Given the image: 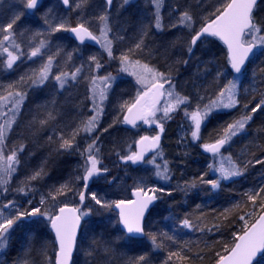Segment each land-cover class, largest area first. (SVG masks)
Segmentation results:
<instances>
[{
    "label": "trees",
    "instance_id": "obj_1",
    "mask_svg": "<svg viewBox=\"0 0 264 264\" xmlns=\"http://www.w3.org/2000/svg\"><path fill=\"white\" fill-rule=\"evenodd\" d=\"M171 1L179 11L184 10L192 14L196 31L200 29L204 19L225 2V0ZM78 3L80 0H71L69 11L64 10L60 4H56V7L47 12L45 10L47 3H45L33 16H28L22 0H0V26H6L17 15L21 16L12 31L15 33L16 41L27 54L30 46L48 35L49 28L45 19L49 22L63 19L70 26H75L84 19L90 21L89 27L92 29V21L96 22V17L105 10V4L102 0H87L80 8H77ZM128 12L124 10L115 17L114 5L109 14L113 22V31L125 37L123 42L116 43L115 55H120V51L126 49L134 41L141 28H147L148 36L145 42L148 49L143 56L138 58L149 63L150 66H161L172 71L178 78L177 86L185 82L184 85L187 88L191 87V91L196 97L214 95L224 78H232L226 57L223 55L219 57L220 52L216 49L209 56H201L200 59V64L201 66L204 64V73L208 78L202 72H197L199 78L194 76L197 69L195 67L188 69L191 67L189 65L192 58H189L190 53L187 51L193 31L187 33V30L181 29L177 24L178 19L172 18L170 22L167 20L164 31L158 32L152 27L154 22L150 17L139 15L134 11ZM254 14L258 20L264 21V0ZM85 16H90V19H86ZM173 24H177V26L172 27ZM37 33L42 35L37 36ZM218 45L222 47L221 44L218 43ZM57 48L61 49V52L56 57L53 67L67 71L68 64H76L80 61L79 50L81 48L69 39L68 32L62 31L52 35L49 48L44 51L47 54L55 53ZM68 53L72 54L71 60L67 57ZM25 58L27 57L25 56ZM46 58L47 55L43 59ZM31 60L30 64L23 60V67L18 70L19 72L11 74L0 72V85L17 81L25 73L38 68L40 60L37 58ZM183 61H187V63ZM218 70L223 71L225 75L216 81L215 74ZM240 80L237 96L239 104L236 110L231 114H217L209 119L206 128L208 131L211 130L210 139L212 140L227 126V121L230 118L226 120L225 117L230 116L232 121L239 119L245 112H251V109L261 99H264V50L254 55ZM83 85L86 86L81 83L69 91L62 92L52 80L43 87L28 89L19 124L6 142V149H12L21 144L24 147L23 151L19 152L20 163L11 179V188L8 187L7 193L0 190V201L1 199L16 200L22 204V202L32 200V206H39V200L43 193L47 195L65 183H69L72 188V191L67 194H75L77 184L75 185L74 169L78 157L75 153L63 149L58 150V144L60 134L63 133L67 137L72 129L84 121L87 114L89 101L87 90L82 89ZM132 88L130 83H122L116 87L110 97L109 108L103 114L101 129L98 131L102 132V140L105 136L110 135L104 143L100 158L106 156L105 152L109 145L110 154H112L109 167L114 171L121 168L119 156L122 146L126 145V137H129L133 131L123 128L122 117L125 112L121 111L120 114L114 115V111L110 107L115 98L119 96L126 98L125 101H130ZM244 105H248V108L245 109ZM46 108L53 110L56 118L48 125L41 127L38 121L44 118ZM252 116L253 119L229 149L233 162L243 170V175L236 176L227 182L220 180L218 188H213L211 184L207 183L209 180L219 178L213 176L214 170L208 168V165L211 164L209 160L213 156L205 154L202 150V144L205 141L203 138L194 145L190 144L184 152L176 145V137L173 136L170 143H168L167 136V140H163L162 148L168 147L171 152V157L166 160L169 181L163 186L164 191L157 194L158 203L149 215L145 229L146 233L158 236L163 232L174 235L176 243L164 240L165 247L156 249L146 236L144 240H134L129 244L126 240L127 237L119 228L112 209L109 208L110 211L108 209L111 214L104 215L103 213L97 214V208H95L90 214V224L84 226L79 238L73 264H127L130 259L142 254L148 256L149 264H164L169 252H180V255L186 259L173 257L167 261V264H216L217 253L226 254L224 249L233 245L234 234H242L244 221H241L239 217L243 215L248 223H252L258 215L262 214L259 200L253 206L245 195V193L264 186V111L258 109L252 113ZM105 129L107 131H104ZM49 137L52 139L49 140ZM81 139L82 132L76 137L75 144ZM41 167L44 169L45 175L41 179L31 181L30 187L33 191H30L27 196L15 191L33 172ZM132 170L134 171L133 168ZM24 206L27 207V204ZM226 209L230 211L225 213ZM246 213H252L251 218ZM185 218L198 227H205V231H198L196 228H183L182 221ZM213 225H219L218 230L213 228ZM48 228V223L41 224L37 219L16 225L2 264H22L28 249H31L28 258L33 264H54L55 244ZM209 228L212 230L208 231ZM94 241L98 243H94ZM182 245L187 246L182 248ZM104 246L110 249L107 261L101 251ZM90 248L97 249L93 256L86 255ZM41 250L46 251V257L40 254ZM258 262L264 264V258Z\"/></svg>",
    "mask_w": 264,
    "mask_h": 264
},
{
    "label": "snow or ice",
    "instance_id": "obj_2",
    "mask_svg": "<svg viewBox=\"0 0 264 264\" xmlns=\"http://www.w3.org/2000/svg\"><path fill=\"white\" fill-rule=\"evenodd\" d=\"M22 2L23 7L28 11H34L39 6H42L40 0H26V2L22 0ZM86 2L87 0H80V3L76 7L80 8ZM129 2L130 0H123L124 4ZM62 3L68 6L69 0H62ZM112 3L113 0H105V10L96 17L98 35L90 29V21L88 20L82 19L75 26H70L63 19L55 22H49L45 19V23L48 24L49 28L48 35L30 46L26 54L29 60L41 58L39 67L31 70L29 73H25L17 81L8 83L7 85H0V190L3 193L9 191L7 186L12 175L17 170V165L20 163L19 152H22L24 147L22 144L18 147H13L6 155L5 146L8 135L16 124L20 108L27 97L28 89L43 86L49 77L52 76L53 64L56 57L60 55L61 49L57 48L55 53L50 54L45 53L44 50L49 48L50 37L62 31L73 34L75 39L81 44H84L86 40L95 42L107 53V57L110 60H119L121 72H127L129 75L135 77L136 83L140 85V88L137 90L133 101H125L121 105V111L125 112L122 122L133 127L137 126L138 121L149 126L155 125L159 128L160 132L153 136H141L135 142L137 150L129 154L120 155L119 158L124 163L131 162L132 164H138L146 162L155 164V159L145 160L146 153L159 149L160 133L164 130V122L171 119V114L179 109L181 105H187L189 98L175 92V85L172 84L170 74L162 72L155 66H150L149 63L138 58L143 56L148 49V45L145 42L148 36L147 28H141L134 41L126 49L121 50L119 56L113 54L114 43L123 42L125 37L123 35H113L110 37L113 28L110 24V16L107 9L111 7ZM152 3L155 6L153 14L154 24L152 27L157 31H162L164 25L160 10L163 0H152ZM257 6L258 0H225L220 7L216 8L214 12L204 19L198 31L194 28L195 20L192 14L188 11H182L178 17L177 24L193 31L187 48L188 53H192L194 46L201 37L206 35L218 37L227 46V60L231 72L235 74V77L242 75L246 62L254 55V49L264 50V21L258 20L254 14ZM20 18L21 16L17 15L6 26H0V57H4L2 63L5 70H12L14 65L25 56L21 45L15 40V33L12 31L16 21ZM177 24H173L172 27H176ZM40 35L42 34L37 33V36ZM45 55H47V58L42 59ZM67 57L71 60L72 54L68 53ZM88 60L91 62L88 66L90 72L99 71L103 67L97 55L89 56ZM183 62L187 63V61ZM84 67L85 65L81 64L74 71H60L53 78L63 88L69 80L75 81L83 72ZM224 75L223 71L218 70L215 74L216 81H219ZM235 77L228 79L217 92L216 98L210 100L203 108L198 104L196 109L190 113L185 109V116L189 117L192 122L191 136L193 139L199 138L203 120L214 109H233L239 104L237 99L238 79ZM86 79L89 81V91L91 93L89 98L92 101L93 115L87 120L81 121L76 128L72 129L67 137L61 133L58 150H73L76 137L81 132L90 135L96 130L99 119L104 111V102L108 99V93L112 87V83L115 81V77L111 73L103 76L90 75ZM165 85H168V87L165 88ZM244 108L247 109L248 105H244ZM258 109L264 111V99H261L251 109V112H245L239 119L228 123L223 129L222 135L214 143L203 145L204 150L212 153L214 157L220 156L221 148L228 144L233 137L245 130L246 126L253 119L252 113H255ZM158 113H161V115L158 116ZM55 118L54 111L46 108L44 118L39 119L38 123L43 127L55 120ZM104 131H107V129ZM51 139L52 137H49V140ZM98 139L99 137L92 139L91 143L80 152L81 156L84 157L83 174L78 175L76 180L83 182L84 189L88 188V182L94 177L99 176L102 172H107V168L101 166L100 149L97 145ZM75 150L80 151L78 146L75 147ZM225 159L229 161V166L227 167L224 163ZM257 162L260 163V161ZM208 168L220 174L219 179L207 181L213 188L219 187L220 180H228L232 177L243 175V170L235 162L231 161L230 156L227 158L221 156V161L218 165L209 164ZM44 175V169L41 167L39 170L33 172L23 182V185L16 188L15 191L27 196L30 191H33L30 187L31 181L41 179ZM155 175L163 180L169 179V169L166 161L163 166L156 165ZM69 191H72V188L69 183H65L60 185L59 188L50 191L46 196L41 195L39 206H32V200L27 201L30 207H25L16 200H8L7 203L0 206V250L7 247L10 232L18 222L29 217H42L47 221L54 233V264H71L73 251L77 245L78 229L81 227L82 219L90 214V210L82 211L80 207H69L67 204H64L58 208V211L53 213L45 207L49 200L55 202L59 196H64ZM162 191H164L162 188L145 190L144 187L138 186L132 193L133 197H135L133 200L110 202L96 193L91 194V199L100 207H114L119 210V223L123 225L128 234L126 238L127 243L131 244L139 235H146L154 248L160 249L165 247L164 240L176 243V237L169 235L167 232L160 233L159 236L153 233H146L143 221L149 205L158 198L155 193ZM150 192L153 194L150 195ZM262 194H264V186L245 193L248 201H251L253 206L259 200L262 214L258 215L252 223H248L243 215L239 217L241 221H244L242 234H234L233 245L224 249L226 254L221 255L217 253L218 259L216 264H253L258 253L262 254V258H264V195ZM84 200V191H80V203L83 204ZM228 211L230 210L226 209L225 213ZM246 215L251 218L252 213H246ZM226 218L227 216L225 215ZM182 227L186 229L196 228V230L202 232L205 231V227H198L187 218L182 221ZM212 227L218 230L219 225H213ZM207 230L211 231L212 229L209 228ZM94 243L98 242L94 241ZM186 246L182 245L181 247ZM30 251L31 249L26 251L22 264H33L28 258ZM101 251L104 254L105 261H107L110 249L104 246ZM96 252V248H90L86 255L93 256ZM40 254L45 257L47 255L44 250H41ZM173 257L186 259V257L180 255V252H169L164 264H167V261ZM127 264H149L148 256L146 254L139 255L130 259Z\"/></svg>",
    "mask_w": 264,
    "mask_h": 264
},
{
    "label": "rangeland",
    "instance_id": "obj_3",
    "mask_svg": "<svg viewBox=\"0 0 264 264\" xmlns=\"http://www.w3.org/2000/svg\"><path fill=\"white\" fill-rule=\"evenodd\" d=\"M58 3L59 2L57 0H48L47 5L45 6L46 12L48 10L56 7V4H58ZM114 5H115V10H116L115 17L124 10H126L127 12L128 11H134L135 13H137L139 15L150 17L154 22L153 14L155 12V6L153 5L152 0H130V2L127 4H124L123 0H116ZM182 11H184V10L179 11L177 8H175L173 6L171 0H163L162 7L160 10V14L162 17V23L164 25V28H165V25L167 23V20H169V22H170L171 21L170 19H172V18L178 19L179 15ZM89 17L90 16H85L86 19H90ZM38 19H40V18L38 17ZM92 22L93 23H92V29L91 30L95 31L96 34L98 35L99 32H98L97 21L96 22L92 21ZM112 23H113L112 19L110 18L111 26H112ZM180 27H181V29H184V31L187 30V33L191 31V29L185 28L183 26H180ZM164 28L162 31H158V32H163ZM113 35H119V34L115 33L113 31L112 33H110V37ZM15 40H17V39H15ZM215 41L216 40H213V39L204 40L199 45H197V48H195V50L190 54L189 58H192V59L190 60L191 64L189 66H191V67H189L188 69H190L192 67H195L197 69L194 73V76H197L199 78L197 72H202L208 78V76L204 73V71H205V69L203 68L204 64H202V66L200 64V59H201V56H203V57L209 56L211 54V52L212 53L214 52V49H216L217 51L220 52L219 57L221 55H223L227 59L226 51L224 50V48H222L218 45V43H219L218 41L217 42H215ZM115 46H116V43H114V45H113V54L114 55H115V53H114L115 52V50H114ZM80 48H81V50H79V57H80L79 60L80 61L76 62V64L75 63L68 64L67 65V72L74 71L76 67L80 66L81 64H84L85 67H84V70L81 73V75L75 81L69 80L64 85V87L61 88L59 86V84L54 80L53 77L56 74H58L60 71H62V68L53 67L52 76L49 77V79L45 82V84L43 86H45L48 82L53 80L56 83L57 87L62 92H66V91H69L70 89H72L74 86H77L78 84H81V83L86 84V86L83 85L82 89L85 88V90H87L89 107L87 110V114L84 118V121L87 120L91 115H93L92 101L89 98L91 95V93L89 91V81H88V79H86V77H88L90 75L103 76L107 73H111L115 77V81L112 83V87L108 93V99L104 102V105H103V108H104L103 114H104L105 110L107 108H109L108 105H109L110 97L113 94V92L116 90V87L119 84L130 83L133 86V88H132V96H130L129 102H131L135 99L136 92L140 88V85H138L136 83L135 77L129 75L127 72H121L120 71L119 60H110L107 57V53L104 52V50L102 48H100V46H98V48H93V49L92 48L86 49L84 47H80ZM21 49L25 53L22 46H21ZM261 51H262V49H256L255 54L260 53ZM91 55H97L98 58L100 59V62L103 64V67L99 71H94V72L89 71L88 66L91 62L88 60V57ZM25 56H26V53H25ZM25 56H23L21 58V60L18 61L16 65H14L12 70H5L4 69V66L2 63L4 57H0V72L11 74V73L18 71L21 67H23V65H22L23 60L27 64H30L32 62V60L25 58ZM115 56H119V55H115ZM37 59H39L40 63H41V58H37ZM227 62H228V60H227ZM40 63H39V65H40ZM77 63H78V65H77ZM155 67L162 72L170 74L172 84L175 85V92L176 93H179L181 96H187L189 98V103L187 105H181L179 109H177L174 113L171 114V119H168L164 122V130L162 133H160L161 138L165 141L168 138L169 139L168 143H170L173 140L172 137L173 136L176 137V139H177L176 145L179 146L180 150L183 152L187 150V148L189 147L190 144L194 145L196 142L200 141L201 138H203V140H205V141L202 144V150L204 151V148H203L204 144L214 143L215 140L218 139L223 133V130H221L222 132L219 133L215 139H213V140L210 139L211 130L208 131V129L206 128V126L209 122V119L212 116L217 115V114L218 115L219 114H223V115L224 114H226V115L231 114L233 111L236 110L237 106L233 109H214L207 116V118L205 120H203V122L201 124L200 133H199V138L193 139L191 136V124H192V122L189 119V117L185 116V109H187V111L190 113L196 109V106L198 104L201 106V108H203V106L208 104L210 100H213L216 98L217 93L214 95H204V96L196 97L194 95V93L191 91V87L187 88L184 85L185 82L183 84H181L180 86H177L179 81H178V78L175 77V75L172 71H169L168 69L161 67V66L160 67L155 66ZM207 78H206V80H207ZM233 78H234L233 76H232V78H224L223 83L219 86L218 91L223 86V84L227 82L228 79H233ZM237 79H238V91H237V96H238L239 85H240L241 80H240V78H237ZM43 86H41V87H43ZM165 86H166V88L168 87V85H165ZM201 98H203V99H201ZM125 100H126V98L124 99L123 96H119V97L115 98V100L113 101V103L110 107V108H112V111H114V115L121 113V105L125 102ZM25 102H26V99L20 108V112H19V115L17 117L16 124L13 126L12 131L9 133L7 141L9 139L11 133L15 130V128L19 124V120H20L22 109H23ZM103 114L99 119V124H98L96 130L93 133H91L90 135L82 132V139L74 145L73 150L69 151L70 153H75L76 156L78 157V161H77L75 169H74V179L75 180H76V177L78 175L83 174L84 157L81 156L80 152H82L87 147V145L89 143H91L92 139L99 137V139L97 140V145L100 149V156H101V154L103 153L102 149H103L104 143L110 137V135L105 136L104 139L102 140L101 139L102 132H98L99 129H101V123L103 122ZM157 115L160 116L161 113H158ZM228 118H230V119L228 120ZM225 119L228 120L227 123L233 122L232 118L230 116L225 117ZM114 120H115V116H114ZM226 120H225V122H226ZM233 120H234V118H233ZM222 128H223V126L221 127V129ZM159 132H160L159 128H157L155 125L149 126L146 124H142L139 128H137L135 131H133V133H131L129 135V137H126V142H125L126 145L122 146L121 155L129 154L130 152L135 151V148H136L135 142L137 140H139V138L141 136H145V135L153 136ZM240 134L233 137L232 140L228 144H226V147L221 152L220 156H215V157L213 156V158H211L209 160L210 163L218 165L221 161V156L224 158H227L229 156L231 157L229 149ZM166 136H167V138H166ZM77 146H78L80 151L75 150V147H77ZM161 149L157 153H155L152 157H150V159H147V160L155 159V164L144 162L142 167H140L139 169H135L133 171L132 168L129 166L130 162L124 163L123 161H121L119 159L121 168L114 171L113 168L110 169V167H109L110 166L109 164L111 161L110 157L112 156V154H110L109 145H108L107 150L105 152L106 156H104L103 158H100L101 159V166L104 168H107V172H102L99 176L94 177L92 180H90L88 182V188L87 189L83 188V182L82 181L76 180L75 185L77 184V189H76V192L74 195L66 194L64 197H58L55 202L50 200V201H48V203L46 204L45 207H47L50 212L54 213L58 210L59 207L63 206L64 204H67V205H74L76 207H80L82 211L90 210V214H91L92 209L97 208V214L103 213L104 215H106V214H111L109 212L110 209L109 208H103V207H100L99 205H96L95 202L91 199L92 193H96L98 196H100L103 199L111 202V201H116V200H129L130 191L133 189L135 190L138 186L144 187L145 190H148L151 188H162L163 189V186L168 183L169 179L163 180V179H160L159 177H157L155 175L156 165L158 164V165L163 166L165 161L171 157V152H170V150H168V147L165 149L164 148H161ZM10 150H11L10 148L6 149V146H5V154L6 155L8 154V152ZM231 161L233 162L232 157H231ZM224 163H225L226 167L229 166V161L227 159L224 160ZM17 167H18V165H17ZM15 173L12 175V177L15 175ZM213 174H214L213 176H218V178L220 177L219 172L213 171ZM12 177H11V179H12ZM233 178L234 177H232L228 180H224V181L227 182ZM7 187L11 188V180H10ZM80 191H84V194H85V200H84L83 204H81L79 201V192ZM156 193L158 194L159 192H156ZM43 195L46 196V194H44V193H43ZM7 201H8V199H1L0 206H2L4 203H7ZM20 204H21V202H20ZM26 204H27V202H22L21 205H26ZM27 207H29L28 204H27ZM108 209H109V211H108ZM7 211H10V210H7ZM90 214L87 217H84L85 225L90 224ZM113 215L115 218H117L116 214L114 212H113ZM34 219H37V221L40 222L41 224L47 223V221L42 217H29V218H25L24 220L18 222L17 225H20L22 222H25V221L30 222L31 220H34ZM15 226L13 227V229L10 232L7 247L4 248L3 250H0V264H2L3 261L5 260V256L7 254L8 248H9L8 246L10 243V237L12 235V231L14 230Z\"/></svg>",
    "mask_w": 264,
    "mask_h": 264
},
{
    "label": "water",
    "instance_id": "obj_4",
    "mask_svg": "<svg viewBox=\"0 0 264 264\" xmlns=\"http://www.w3.org/2000/svg\"><path fill=\"white\" fill-rule=\"evenodd\" d=\"M43 1H44V0H40V4H42ZM60 1L62 2V0H60ZM114 1H115V0H113V3H112V5H111V7H110L109 9H107L108 12H110V11L112 10V7H113V4H114ZM104 2H105V0H104ZM261 2H262V0H258V6L260 5ZM62 4H63V3H62ZM63 6L65 7L66 10L69 9V5H68V6H65V5L63 4ZM258 6H257V7H258ZM39 7H40V6H39ZM39 7H38V8H39ZM38 8H37V9H38ZM37 9H36V10H37ZM256 9H257V8H256ZM256 9H255V10H256ZM36 10H34V11H28V10H27V12H28L29 15H32ZM69 37H70L73 41H75L78 45H80V46L98 47V45H97L95 42H93V41H87V40H86L84 44H81L78 40L75 39L74 35L71 34V33H69ZM205 39H216L217 41H219V42L222 44V46L225 48V50H226V52H227V46H226V45L223 43V41H221L218 37H212V36H207V35H206V36H204V37H201V39H200L199 41H197V44H199L200 42H202V41L205 40ZM197 44H196V45H197ZM196 45L194 46L193 50L195 49ZM255 52H256V49H254V55H255ZM227 55H228V52H227ZM254 55H252V56L250 57V60H249L248 62H246L245 70H244L243 74L240 75L239 77H235V74L231 72V69H230V67H229V70H230L232 76L235 77V78H240V77H242V76L244 75V73L246 72V70L248 69V67H249V65H250V62H251V60L253 59ZM162 102H163V100H162ZM122 121H123V119H122ZM142 124H143L142 122H139V121H138V122H137V126H136V127H133L132 125H129V124H125V123H123V127H124V129L130 131V130H133V129L137 128V127H140ZM161 143H162V139H160V146H161ZM225 147H226V145H225L223 148H221V152L225 149ZM159 148H160V147H159ZM136 150H137V146H136ZM157 151H158V150L147 152L146 155H145V160L148 159L151 155H153V154H154L155 152H157ZM207 153L210 154V155H213L212 153H209V152H207ZM142 163H143V162L138 163V164H132V163H131V164H132V166H133L134 168H138V167H140V166L142 165ZM134 191H135V190H133V191L130 192V200L135 199V197H133V195H132V193H133ZM149 194L152 195L151 193H149ZM155 195H156V194H155ZM156 196H157V195H156ZM157 197H158V196H157ZM157 203H158V198H157L155 201H153V203H152L151 205H149V208H148V210H147L146 213H145V217H144V221H143L144 229H145V226H146L147 219H148L149 215L151 214V212L153 211V209L155 208V206L157 205ZM69 207H74V206H69ZM112 209H113V211L115 212V214H116V216H117L118 225H119L120 230L125 234V236H127L128 234L126 233V230L123 228V225L119 223V210H118V209H115L114 207H113ZM57 211H58V210H57ZM83 228H84V221H83V219H82V221H81V227H80V229H78V232H77V244H78V240H79V238H80V236H81V234H82V232H83ZM49 232H50V234L53 236V238L55 239V237H54V233H53L52 230L50 229V226H49ZM145 232H146V229H145ZM145 237H146V235H139V236H137L134 240H144ZM76 249H77V245H76V248H75L74 251H73V256H72L71 264H73V259H74L75 253H76ZM261 258H262V254L258 253L256 259L253 261V264H256ZM54 261H55V260H54Z\"/></svg>",
    "mask_w": 264,
    "mask_h": 264
},
{
    "label": "flooded vegetation",
    "instance_id": "obj_5",
    "mask_svg": "<svg viewBox=\"0 0 264 264\" xmlns=\"http://www.w3.org/2000/svg\"><path fill=\"white\" fill-rule=\"evenodd\" d=\"M47 1H48V0H44L43 3H42L41 5L47 3ZM57 1L59 2L58 4H60V5L63 7L64 10H66L65 7L63 6L62 2H61L60 0H57ZM102 1H103V3L105 4L104 0H102ZM114 4H115V2H114ZM114 4H113V7H114ZM40 7H41V6H40ZM40 7H39V8H40ZM70 7H71V0H69V9L66 10V11H69V10H70ZM113 7H112V9H113ZM39 8H38V9H39ZM38 9H37V10H38ZM37 10H36V11H37ZM26 11H27V10H26ZM36 11H35V12H36ZM107 11H108V10H107ZM35 12H34L32 15H29L28 12H27V14H28V16H33V15L35 14ZM111 12H112V10H111L110 12H108V14H110ZM68 36H69V32H68ZM69 38H70V37H69ZM70 40H72V39L70 38ZM72 42H74V43H75L77 46H79V47H84V48H86V49H89L88 46H80V45H78V44H77L75 41H73V40H72ZM199 44H200V43H199ZM199 44H197V45H199ZM197 45H196V47H197ZM221 46H222V45H221ZM196 47H195V48H196ZM222 47H223V46H222ZM223 48H224V47H223ZM194 50H195V49H194ZM194 50H193V51H194ZM224 50H225V48H224ZM193 51H192V52H193ZM225 51H226V50H225ZM190 54H191V53H190ZM226 54H227V53H226ZM228 65H229V64H228ZM229 67H230V66H229Z\"/></svg>",
    "mask_w": 264,
    "mask_h": 264
}]
</instances>
